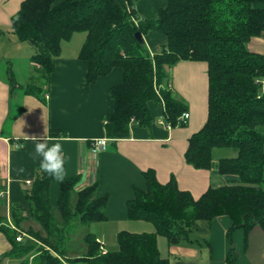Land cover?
<instances>
[{"label":"trees","instance_id":"16d2710c","mask_svg":"<svg viewBox=\"0 0 264 264\" xmlns=\"http://www.w3.org/2000/svg\"><path fill=\"white\" fill-rule=\"evenodd\" d=\"M137 1L23 0L11 17L10 30L18 41L34 48L30 60L44 75L53 71L61 43L81 32L85 38L78 58L87 63L85 86L116 67L122 70L121 82L110 88L113 110L104 121L105 135L112 140L128 137L132 122L150 126L152 107L170 127L185 126L187 119L180 116L187 107L171 89L169 70L181 60L205 61L208 117L189 137L184 157L195 168H216L225 183L210 186L194 199L178 188L174 177L161 184L153 170H146L144 188L134 187L126 201L127 217L151 222L155 232L119 231L117 249L105 253L86 232V251L71 258L70 230L77 222L87 226L104 220L108 196L98 195L95 183L75 191L79 177L71 176L60 181L53 208L49 199L53 177L40 169L25 190L29 216L22 215L24 208L16 203L10 217L15 226L0 217V231L11 244L0 264L5 257L20 258L24 264H170L160 256L157 234L172 245L199 243L211 221L221 216L230 218V230L253 225L264 229V55L247 47L252 36L264 34V0H166L154 18L140 17ZM138 31L142 38L156 31L164 42L151 51L135 36ZM8 73L14 86L9 68ZM24 91L43 99L40 86L28 84ZM218 148L231 149L234 155L215 160ZM25 219L38 222L45 234L31 227L21 229ZM233 258L230 254L229 264Z\"/></svg>","mask_w":264,"mask_h":264},{"label":"crops","instance_id":"0c3cea01","mask_svg":"<svg viewBox=\"0 0 264 264\" xmlns=\"http://www.w3.org/2000/svg\"><path fill=\"white\" fill-rule=\"evenodd\" d=\"M22 1L0 0V217H6L14 225L10 217L12 206L16 203L24 208L22 215L29 216L25 190L31 185L26 181H34L42 169L32 137L62 144L67 157L64 178L79 177L75 191L95 183L97 194L108 196L104 208L106 218L89 223L86 232H91L96 240L102 241L109 251L117 249L114 244H117L119 231L155 232L151 222L127 217L126 201L132 198L134 187L144 188V171L153 170L161 184L174 177L178 188L190 192L194 199L210 186L218 187L225 183L216 168H195L184 157L189 137L202 128L208 117L205 61L181 60L169 70L171 89L187 107L185 126H163L157 122L161 116L159 109L152 107L154 119L150 126L132 122L128 137L111 139L106 149L95 158L90 153L91 140L106 137L105 117L113 110L110 88L121 82L122 70L116 67L85 86L88 67L85 61L78 58L80 48L73 50L65 46L64 41L53 71L48 76L44 75L40 66L30 60L33 52L22 53L24 46L21 45L25 42L18 41L10 30L11 17L19 10ZM141 3L135 6L139 16L154 18L151 15L147 17L149 2ZM152 3L158 13L166 0H152ZM143 37L151 51L158 50L164 42V36L156 31H150ZM247 47L264 55V34L252 36ZM18 55L26 56L22 59L25 60L26 72L16 68L18 73L14 68L22 61ZM7 64L15 75L14 86H10L8 77L3 73ZM30 81L41 87L43 99L24 91V86L33 84ZM13 143L20 146L15 147ZM59 184L60 181L51 179L49 199L53 208L57 205ZM33 221L23 220L20 228L40 230V224ZM231 224L228 216L214 218L199 243L182 241L172 245L166 237L157 234L160 256L169 259L170 264H229L232 254L234 258L230 264H264V229L253 225L247 230L243 227L230 230ZM86 232L84 230V234ZM112 244L114 247L111 249ZM10 248V242L0 231V257ZM2 262L24 264L20 258L12 257H5ZM64 263L88 264L83 261Z\"/></svg>","mask_w":264,"mask_h":264},{"label":"rangeland","instance_id":"374dc122","mask_svg":"<svg viewBox=\"0 0 264 264\" xmlns=\"http://www.w3.org/2000/svg\"><path fill=\"white\" fill-rule=\"evenodd\" d=\"M146 1H148L149 2V7H148V11H147V13H148V16L147 17H149L150 15L152 16V17H155L156 15H157V12H156V6H154L153 4L154 3H152V0H138L136 3H135V6H136V4H138L139 2L141 3V2H146ZM141 4H143V3H141ZM163 5V4H162ZM85 33H83V32H81V33H75L74 35H73V37L69 40V41H66L65 43H64V45L65 46H70L73 50H76V49H79L80 47H81V45H82V42H83V35H84ZM143 40H144V42H145V44H146V41H145V39L143 38ZM23 44V43H22ZM21 46H24L23 47V52L22 53H26L27 51H31V52H33L34 51V48L30 45V44H28V43H24L23 45H21ZM146 47H148V44H146ZM149 48V47H148ZM69 50V49H68ZM30 53V52H29ZM26 55V54H25ZM24 58H26V56H23ZM23 57H22V55H18V59L19 60H22L23 59ZM24 62H25V60H22L20 63H19V66L18 67H14L15 68V70L17 71V69L18 70H20L21 72H26V70H25V68L26 67H24L25 66V64H24ZM8 67H9V64H7V67H6V69H4L5 67H3V73L7 76V77H9V73H8ZM17 68V69H16ZM18 73H19V71H17ZM17 76L19 77V79H20V75L19 74H17ZM14 77H15V75H14ZM31 83H33L34 84V82L35 81H30ZM35 85V84H34ZM213 155H214V159L215 160H217L219 157H222V156H224V157H228V156H231V155H234V152H233V150H231V149H225V148H218V149H215L214 150V152H213ZM76 198V195H73V199H75ZM58 216V215H57ZM33 222H35V221H33ZM36 224H39V223H37L36 222ZM75 228L73 229L72 228V230H70V239L69 240H71V243L69 242V245L71 246L70 247V249H69V252H68V255L69 256H72L71 258H73V256L74 257H77V256H80V254H82L84 251H85V245H84V242H83V240H82V237H83V234H84V230H85V232L88 230L87 229V226H85V225H83V224H81V223H79V222H77V224L74 226ZM43 229L41 228L40 229V231L42 232V234H45V232H43L42 231ZM192 236H194V234L192 233ZM115 242V237L114 238H112V242ZM113 242V243H114ZM114 245H116V247H117V244H114ZM109 247V246H108ZM114 246H113V244H112V247H111V249L113 248ZM30 259H31V257H30Z\"/></svg>","mask_w":264,"mask_h":264},{"label":"clouds","instance_id":"9594fccd","mask_svg":"<svg viewBox=\"0 0 264 264\" xmlns=\"http://www.w3.org/2000/svg\"><path fill=\"white\" fill-rule=\"evenodd\" d=\"M35 142V152L40 156V167L57 181H63L66 175V155L63 153L62 144L49 143L42 137H32Z\"/></svg>","mask_w":264,"mask_h":264},{"label":"built area","instance_id":"2783aa9c","mask_svg":"<svg viewBox=\"0 0 264 264\" xmlns=\"http://www.w3.org/2000/svg\"><path fill=\"white\" fill-rule=\"evenodd\" d=\"M263 33H264V29H263ZM187 118H188V112H183L182 115L180 116V119L181 120L182 119H185L186 120ZM157 122L160 123V124H162L163 126H165L167 128H170V125L168 123H166V121L164 120V117L162 115L158 118ZM110 140L111 139H109L107 137L95 138V139L91 140V152H90L91 155L96 158L101 151H103L104 149H106L107 144H108V142ZM13 145L15 147L20 146L19 143H13ZM32 181L33 180H27L26 183L28 185H31ZM20 238H21L20 236H17L16 237V240H20ZM98 242H99V245H100L101 252L102 253H105L106 252V249L104 247L103 242L102 241L100 242L99 240H98Z\"/></svg>","mask_w":264,"mask_h":264},{"label":"water","instance_id":"95a60500","mask_svg":"<svg viewBox=\"0 0 264 264\" xmlns=\"http://www.w3.org/2000/svg\"><path fill=\"white\" fill-rule=\"evenodd\" d=\"M135 36L137 37V39H138L140 42L143 41L142 35H141V33H140L139 31L135 33Z\"/></svg>","mask_w":264,"mask_h":264}]
</instances>
